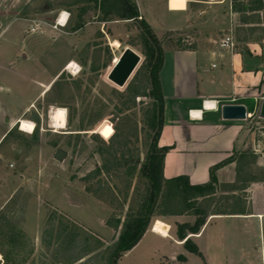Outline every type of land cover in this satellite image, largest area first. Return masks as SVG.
I'll list each match as a JSON object with an SVG mask.
<instances>
[{
  "label": "rangeland",
  "instance_id": "obj_1",
  "mask_svg": "<svg viewBox=\"0 0 264 264\" xmlns=\"http://www.w3.org/2000/svg\"><path fill=\"white\" fill-rule=\"evenodd\" d=\"M63 12L68 23L60 28L56 20ZM77 14L75 9L70 12L56 7L54 0H0V137L10 126L7 119L19 118L35 125L32 134L17 126L0 146V264H109V249L147 191L148 183L139 169L151 142L146 112L152 101L134 95L135 91L142 95L146 86L138 72L144 61L142 40L132 22H99L100 13L93 11L86 15L83 29L76 31ZM150 23L164 46L178 47L184 39L178 33L162 37L157 30H163V23L154 18ZM126 49L140 56L141 62L120 88L109 75ZM71 62L80 68L78 74L65 70ZM137 72V88L132 94L126 89ZM31 102L29 112L21 115ZM54 107L66 111L63 130L50 127ZM257 122L264 133V120L257 118L248 122V129L254 132ZM58 149L68 154L62 163L53 159ZM116 154L131 158L134 163L130 166H137L136 170L128 167L93 175ZM251 167L254 170L253 164ZM253 179L264 180V176ZM229 196L219 192L198 203L205 212L215 214L231 204L225 199ZM249 200L244 193L243 201ZM178 201L163 197L160 212L182 210ZM155 219L149 228L166 237L169 226ZM118 221L116 229L112 225ZM239 225L222 221L210 226L208 235L217 230L211 251L218 254L224 250L225 260L233 262L227 247L237 245L238 251L245 245L254 251L251 262L261 264L264 230L255 222L241 238ZM225 240L233 246L224 245ZM183 252L187 253L173 240L147 233L119 264H174L173 254L177 261ZM81 255L86 257L74 262ZM186 259L183 264L202 262L195 256ZM215 260L216 264L224 261L221 255Z\"/></svg>",
  "mask_w": 264,
  "mask_h": 264
},
{
  "label": "crops",
  "instance_id": "obj_2",
  "mask_svg": "<svg viewBox=\"0 0 264 264\" xmlns=\"http://www.w3.org/2000/svg\"><path fill=\"white\" fill-rule=\"evenodd\" d=\"M133 1L140 18L147 22L154 33L150 18L163 23L160 28L163 30H157L163 34L162 37L178 33L184 38L180 39L182 44L187 42L193 46L188 50L171 44L164 46V62L160 72L164 119L158 139L160 148H169L164 160V178L187 177L191 185H205L210 182L211 170L218 167L215 170L216 194L236 195L238 178L264 176L263 126L257 122L254 132L247 127L251 118L260 119L259 108L264 100V0ZM157 10L158 15L155 14ZM227 37L232 39V48L222 47ZM43 93L44 90L35 100ZM33 103L21 115L28 113ZM224 105L245 106L247 119L224 120L221 113ZM10 121L6 120L10 126L0 137V146L21 120L15 118ZM246 152L253 154L254 162L247 165L243 160L240 164V157ZM232 158L235 160L228 163ZM244 193L248 194L250 200L234 205V209H237L235 214L211 213L200 232L188 236L202 255V262L198 264H216L218 255L224 259L221 264H255L251 262L254 251L247 250L245 245L236 251L237 245L234 247L233 242L225 240L224 245L233 246L227 247V252L234 261L227 262L225 258L228 256L224 250L218 254L211 251L215 247L211 242L215 244L213 235L217 234V230L212 235L207 234L210 226L222 221L240 222L237 228L241 238L246 237L255 222L260 230H264V180H254ZM172 217L154 220L169 226L166 237L153 233L151 229L143 237L152 233L161 239L173 240L178 248H182L183 242L178 241L176 236V225L193 223L195 217L188 214L176 216L175 219ZM176 255L174 253L171 257L174 264L178 262ZM181 256L194 257L185 252ZM260 260L264 264V251L260 254Z\"/></svg>",
  "mask_w": 264,
  "mask_h": 264
},
{
  "label": "trees",
  "instance_id": "obj_3",
  "mask_svg": "<svg viewBox=\"0 0 264 264\" xmlns=\"http://www.w3.org/2000/svg\"><path fill=\"white\" fill-rule=\"evenodd\" d=\"M54 2L56 7H60L64 10L71 12L75 9L78 11L77 18L75 19L76 31L83 29L86 24V15L91 11L100 13L99 22H132L139 33L144 47V61L138 71L140 72L139 74L142 73L146 81V86L143 87L144 92L141 95L135 91L137 87H134V81L136 77H138V72L126 90L129 93L132 92V94L135 91V96L147 97L152 101L146 112L147 132L151 142L146 159L139 169L141 176L146 179L148 187L137 210L135 213L127 216L116 242L109 249V255L107 256L108 263L119 264L121 257L132 250L140 242L147 230L150 229L149 226L154 218L159 219L158 217L165 218L173 215H182L185 212L194 216L195 221L193 223L177 224L176 236L178 241L183 242V248L187 253L202 259L197 245L188 238V236L198 234L210 214L202 209L198 200L216 194L217 180L215 177V170L218 167L211 170L210 182L205 185H191L187 177H177L166 180L163 176L164 160L169 151L167 147L160 148L158 146V139L162 131L164 119V98L160 85V72L164 62L163 41L157 37L147 22L140 18L138 8L133 0H54ZM177 45L179 48L186 50L193 48L192 45L182 44L180 40ZM119 95L123 96L122 94ZM254 120H256V117L251 118L250 122ZM15 128L11 130L9 134H11ZM99 153L102 154L103 151L101 150ZM234 160L235 158H232L227 162H233ZM243 160L249 165L253 160V154L251 152H246L240 157L239 163L241 164ZM132 162L131 158H125L124 154L122 156L116 154L115 157L107 161L104 166L97 168L93 175H101L103 172L127 169L128 167L131 168L129 170L134 171L137 166H130ZM135 164L138 165V161L135 162ZM253 181L254 179L250 176L238 178L239 185L237 184L235 187L237 194L225 198L228 200V203H231L229 208L226 207L217 214H235L237 209H234V205L243 201L244 191ZM163 197L165 199L173 197L178 198V203L182 210L179 208L175 212H160V200ZM205 202L211 203L212 201ZM112 226L118 229L120 227V221ZM85 257V255H81L75 259L74 262H78ZM186 260L184 256H179L177 259L181 264L185 263Z\"/></svg>",
  "mask_w": 264,
  "mask_h": 264
},
{
  "label": "water",
  "instance_id": "obj_4",
  "mask_svg": "<svg viewBox=\"0 0 264 264\" xmlns=\"http://www.w3.org/2000/svg\"><path fill=\"white\" fill-rule=\"evenodd\" d=\"M141 62L140 56L130 49H126L119 61L115 64L109 75V80L120 88H123L138 65ZM222 118L228 121H245L248 117L246 107L243 105H224L221 108ZM258 116L264 119V100L260 104ZM68 154L62 149L56 150L53 159L62 163Z\"/></svg>",
  "mask_w": 264,
  "mask_h": 264
},
{
  "label": "bare ground",
  "instance_id": "obj_5",
  "mask_svg": "<svg viewBox=\"0 0 264 264\" xmlns=\"http://www.w3.org/2000/svg\"><path fill=\"white\" fill-rule=\"evenodd\" d=\"M68 15L63 12L59 18H57V25L62 28L66 26ZM78 66L74 62H71L66 70L74 71ZM75 72V71H74ZM55 108V107H54ZM20 131L26 134H32L35 130V125L32 122L21 120L19 122ZM50 127L56 130H63L66 127V111L61 108H55L50 113Z\"/></svg>",
  "mask_w": 264,
  "mask_h": 264
},
{
  "label": "built area",
  "instance_id": "obj_6",
  "mask_svg": "<svg viewBox=\"0 0 264 264\" xmlns=\"http://www.w3.org/2000/svg\"><path fill=\"white\" fill-rule=\"evenodd\" d=\"M61 14H62V13H61ZM61 14H60V15H61ZM60 15H59V17H60ZM59 17H58V18H59ZM56 21H57V20H56ZM67 23H68V19H67ZM67 23H66V25H67ZM33 24L36 26V25L38 24V21H33ZM56 26L62 28L61 26H58V25H57V22H56ZM63 28H64V27H63ZM31 32H32V33L36 32V27H33L32 30H31ZM222 47H223V48H232V47H233L232 39H231L230 37H227V38L222 42ZM69 65H70V64H68V65L66 66V69L68 68ZM66 69H65V70H66ZM67 71L70 72V70H67ZM74 71L76 72V74H78V73L80 72V68L77 67V69H75ZM74 71H71L72 74H73Z\"/></svg>",
  "mask_w": 264,
  "mask_h": 264
}]
</instances>
